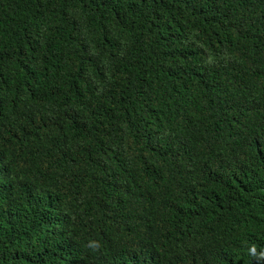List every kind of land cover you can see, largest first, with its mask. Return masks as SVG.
Returning <instances> with one entry per match:
<instances>
[{"label":"trees","instance_id":"trees-1","mask_svg":"<svg viewBox=\"0 0 264 264\" xmlns=\"http://www.w3.org/2000/svg\"><path fill=\"white\" fill-rule=\"evenodd\" d=\"M243 144L264 148V0H0V264H80L39 218L42 185L116 221L125 253L91 264H198L195 217L205 254L258 252Z\"/></svg>","mask_w":264,"mask_h":264},{"label":"clouds","instance_id":"clouds-1","mask_svg":"<svg viewBox=\"0 0 264 264\" xmlns=\"http://www.w3.org/2000/svg\"><path fill=\"white\" fill-rule=\"evenodd\" d=\"M244 131H240V134ZM213 138H206L200 142H211ZM246 149L238 150L232 155L234 161H238V167L243 171L247 172L249 177H253L254 180L257 179V185L261 189L259 193H264V148L258 151L255 148H251L246 144H243ZM41 186V185H37ZM46 195L49 197V201L43 209L42 216L39 217L41 221H46L51 226V229L54 231L55 235L60 237L69 243V248L73 249L78 254V259L80 264H91L92 255L97 254L102 256L105 259L111 258L113 256H120L125 253L127 248L126 241L124 237H121V234L116 233L114 230L117 226L116 221L110 217L106 211L98 207L99 205L94 206H83L80 208L79 201L82 197L81 193H75L74 187L72 184L68 185V189L65 190L63 186H54L47 187L41 186ZM171 188L173 189L174 195H178V183L174 181ZM7 205V204H6ZM6 205H2L3 209ZM76 205L81 211L80 216L85 217L84 224L88 229L84 230L85 233L81 232V225L76 232H72L69 224L74 220L73 214L76 210ZM3 209L0 212V215L3 214ZM193 216V215H192ZM195 222L192 226H188V235L185 244L184 258L190 260H198L200 263L202 258L209 260L210 264H264V243L257 245L258 252H254L255 245L251 244L247 247L246 253L240 252H215L211 254H205L201 251L200 247L205 246L202 242L203 235L195 231L197 225L199 224V219L195 217ZM77 221V220H76ZM86 222V223H85ZM192 228H194L192 230ZM234 229V228H233ZM233 229L230 231H222L223 228H216V236L219 240H229L230 236H233L236 233ZM90 239H93L104 246L103 252H97L94 248L89 246L91 242ZM213 240L210 242L211 246ZM168 249L172 253L176 254L177 249L174 246V242L171 237V241ZM253 249L252 255L248 253ZM256 250V249H255ZM244 254H247L248 257H243ZM20 264V262H18ZM52 264H61L60 262L53 261ZM145 264H155L151 260L150 256L146 259Z\"/></svg>","mask_w":264,"mask_h":264}]
</instances>
